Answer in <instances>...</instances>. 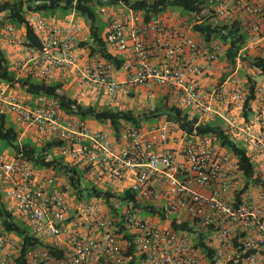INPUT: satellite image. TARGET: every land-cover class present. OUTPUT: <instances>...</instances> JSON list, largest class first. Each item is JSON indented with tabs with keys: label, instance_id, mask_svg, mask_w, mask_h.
I'll return each instance as SVG.
<instances>
[{
	"label": "built area",
	"instance_id": "2783aa9c",
	"mask_svg": "<svg viewBox=\"0 0 264 264\" xmlns=\"http://www.w3.org/2000/svg\"><path fill=\"white\" fill-rule=\"evenodd\" d=\"M7 1L12 0L0 4ZM200 7L199 14L169 7L146 19L122 1L100 5L107 23L103 42L109 55L122 58L118 71L126 74L125 82L100 53L80 64L76 51L88 39L73 16L56 23L30 11L39 46H28L26 29L9 21L0 28V44L20 47L11 62L18 78L49 83L59 71L60 81L74 82L75 100L100 99L102 108L134 111L136 103L141 112L155 110V87L160 88L166 106L199 124L218 120L234 141L243 140L264 181V129H254L244 114L252 72L264 75L249 65L264 62V0H203ZM206 18L244 35L236 70L224 80L219 63L228 46L193 35L194 25ZM128 52L133 57L124 59ZM240 64L248 65L247 73H239ZM73 71L74 79L68 77ZM211 72H218L220 82L206 90L199 79ZM256 93L264 102V85H256ZM0 115L39 144L61 142L57 153L100 190L128 193L126 199L79 200L66 179L0 151L2 202L40 242L22 254V239L0 220V264H211L196 246L198 232L208 235L216 264H264V188L245 190L238 158L216 136L188 132L166 116L140 127L123 122L112 136L63 111L59 99L2 80ZM152 208L159 212L151 214ZM173 221L195 231H176Z\"/></svg>",
	"mask_w": 264,
	"mask_h": 264
},
{
	"label": "trees",
	"instance_id": "16d2710c",
	"mask_svg": "<svg viewBox=\"0 0 264 264\" xmlns=\"http://www.w3.org/2000/svg\"><path fill=\"white\" fill-rule=\"evenodd\" d=\"M133 7L138 11H144L146 19L151 15H158L165 12L169 7L177 8L188 13H200L203 0H156L153 2L141 0H12L0 4V28L9 21L16 27H24L26 29L28 46H39V40L33 29L28 23V12H38L43 16L51 15L62 11L65 13L75 12L77 15L84 17L90 22V40L80 43V47H87L90 55L95 53L102 54L108 61L112 62L116 69L122 66V60L112 57L106 51L102 38L103 26L99 23V14L97 9L100 5H115L119 2ZM50 17V18H52ZM48 18V17H47ZM1 30V29H0ZM194 32L199 33L207 42L213 39H219L228 46L226 57L230 62L232 69L236 68V58L240 50L243 48L244 35L240 29H229V26L214 24L208 18L201 24L194 25ZM249 62V61H248ZM251 67L260 69L264 74V62L252 60L249 64ZM0 80L10 84L12 87H20L33 95H48L59 99L60 106L63 111L68 114L79 116L88 120L93 118L100 123H110L115 134L118 135L121 124L123 122L131 123L137 127L151 120H157L162 116H166L169 120L177 123L180 127L188 132L197 131L203 135H214L219 139L223 146L227 147L237 158L239 169L242 172L246 182L245 190L252 186H260L264 188V181L257 176V167L248 151L242 145L234 141L229 134L226 133L224 127L218 120L206 124H199L198 119H189L188 113L176 107L164 106L156 107L152 111L136 112L132 110L120 111L108 108H100L97 106H84L77 100L70 98L63 92L64 85L61 83H47L45 81H37L31 78H18L17 74L12 70L11 62L0 44ZM249 96L245 104V116L248 117L251 111V102L256 98V83L249 78ZM0 144L11 147L14 156H20L32 163L36 169H46L53 171L57 176L65 177L68 181L73 193L79 200H90L92 198L118 197L126 199L128 193L115 195L107 191L100 190L93 182L84 177V173L77 167L67 162L64 157L53 155V151L61 145L59 141H52L45 144H39L33 140L20 142V132L11 124L6 115H0ZM1 150V149H0ZM51 157V158H50ZM86 180L87 184L84 183ZM151 214L156 212L151 209ZM0 220L8 231L15 232L22 239V254L33 245L40 243L38 239L30 236L28 229L17 222L12 213L7 210L0 196ZM172 227L176 231H195L189 228L187 223L172 222ZM196 246L201 248L211 264H216V251L210 246L208 235L198 232Z\"/></svg>",
	"mask_w": 264,
	"mask_h": 264
},
{
	"label": "crops",
	"instance_id": "0c3cea01",
	"mask_svg": "<svg viewBox=\"0 0 264 264\" xmlns=\"http://www.w3.org/2000/svg\"><path fill=\"white\" fill-rule=\"evenodd\" d=\"M103 1H107V0H103ZM116 5V4H115ZM107 6V5H106ZM97 12L99 14V11L97 9ZM144 12V11H143ZM74 17L79 23H81L84 27V38L85 39H88L87 41L90 40V37H91V33H90V27H87L85 26L82 21L80 20L79 18V15H77V13L75 12H72V15L71 17ZM99 16H101L103 18L102 20V26H103V31H102V37L103 35L105 34L106 32V27H107V23H106V18L104 16H102L101 14H99ZM68 18H70V16H68L64 21H66ZM79 18V19H78ZM52 19L54 20L55 19V16L52 17ZM63 21V22H64ZM59 23H62V22H59ZM23 29V28H22ZM195 36V38L199 41V42H203L204 40L200 37V35L198 33H194L193 34ZM86 41V42H87ZM5 48V53L8 57V59L10 60V62H13V60L15 58H17L19 56V51L21 50L19 46H15V45H5L4 46ZM77 55L79 56V60H80V64L81 65H84L86 64L90 59H91V56L90 55V50L87 48V47H80L77 51H76ZM126 57H123L124 59L125 58H132L133 57V53L132 52H128L126 54H124ZM122 55H119L118 57L121 58ZM122 59V58H121ZM155 63H157L155 60H154ZM229 60L227 59L226 57V53H223L221 55V58H220V63L219 65L222 67V71H223V76H222V80L226 79L229 74H230V71H235L236 69H230L229 70ZM241 68L238 70L239 73L241 74H244V73H247L246 69L248 67V65H242L240 64ZM250 68V67H249ZM245 70V71H244ZM114 76L115 78L120 81V82H125L126 81V74L123 72V71H115L114 72ZM252 74L254 75L253 77H251V79L253 81H255L257 87L260 86V85H264V75H256V73L253 71ZM76 76V71H73V72H70L68 73V77L71 78L73 77V79L75 78ZM219 74L218 72H211V73H208V75L206 74L205 76L201 77L199 79V85H201V87H203L204 89L206 90H212L216 85H217V82H220L219 81ZM61 78H60V72L58 71L55 75V79L52 80V81H49V83H61L64 85V88H63V92L69 96L70 98H75V93H76V88L74 86V82L72 84V82H69V83H65V82H62L60 81ZM74 81V80H73ZM48 83V82H47ZM20 90H22V88H20ZM65 90L67 92L71 91V94L65 92ZM140 91H145L144 89H139ZM134 91V90H133ZM155 91H156V99L154 100L153 102V105H158V107L162 108L164 106H166V99H167V95L165 94L164 91H162L160 88L158 87H155ZM166 98V99H165ZM263 97H259V94L256 93V98L254 101L251 102V111L249 112L248 114V117H246V121L256 130H261V129H264V121H263V115H264V102L262 101ZM79 103H81L82 105L84 106H97V107H100L102 108V103L100 101V99H96V100H90V99H80V100H77ZM135 107L133 108L134 111L136 112H141V107H139L138 109L136 108V103L134 104ZM161 105V106H159ZM158 120V123L163 121L164 118H160V119H157ZM212 121H216V120H210V122ZM11 124H13L11 121H9ZM89 126L93 129V130H105L107 131L108 133H110L112 136L114 135V130L112 129L110 123H106L108 128H105V129H102L100 127H98L97 125L95 124H91L88 120H87ZM14 125V124H13ZM19 132H20V141L22 140H33L32 137L30 136V133L28 132H23V130L19 127V128H16ZM237 141H240V142H243V140L241 139H238L236 138ZM34 141V140H33ZM1 145V144H0ZM1 148V146H0ZM13 155V154H12ZM257 166L259 164H256ZM260 166H262V168H264V164H260Z\"/></svg>",
	"mask_w": 264,
	"mask_h": 264
},
{
	"label": "rangeland",
	"instance_id": "374dc122",
	"mask_svg": "<svg viewBox=\"0 0 264 264\" xmlns=\"http://www.w3.org/2000/svg\"><path fill=\"white\" fill-rule=\"evenodd\" d=\"M72 15V12H69V13H65V12H62V11H58V12H56L55 13V19H54V21L56 22V23H59V22H63L68 16H71ZM47 17L48 18H50V17H52L51 15L49 16V15H47ZM79 18H80V20L82 21V23L85 25V26H87V27H89L90 26V22L87 20V19H85L84 17H81V16H79ZM78 18V19H79ZM99 23L102 25V20H103V18L101 17V16H99ZM1 48L4 50V52L6 51L5 50V48H4V46H2L1 45ZM65 92H67L66 90H65ZM67 93H69V94H71V91H69V92H67ZM88 121L91 123V124H95V125H97L98 127H100V128H102V129H105V128H108V126H107V124L106 123H100V122H98V121H96L95 119H93V118H89L88 119ZM147 123H150V124H158V120H151V121H149V122H145V124H147ZM222 123V122H221ZM14 126L16 127V128H19L17 125H15L14 124ZM21 143H23V142H25V140H22V141H20ZM240 145H242L241 144V142L239 141L238 142ZM1 146V152H3V153H5V154H7V155H12L13 154V152H12V149H11V147L10 146H8V145H0ZM53 155H58V153H57V151L56 150H54L53 151V153H52ZM51 158V157H50ZM34 169L35 170H39V169H36L35 167H34ZM62 177V176H61ZM62 178H64L65 179V177H62ZM84 183L85 184H87V182H86V180L84 181Z\"/></svg>",
	"mask_w": 264,
	"mask_h": 264
}]
</instances>
